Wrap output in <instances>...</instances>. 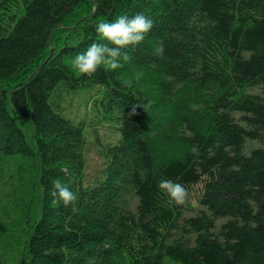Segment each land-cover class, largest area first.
Wrapping results in <instances>:
<instances>
[{
    "label": "trees",
    "instance_id": "16d2710c",
    "mask_svg": "<svg viewBox=\"0 0 264 264\" xmlns=\"http://www.w3.org/2000/svg\"><path fill=\"white\" fill-rule=\"evenodd\" d=\"M0 264H264V0H0Z\"/></svg>",
    "mask_w": 264,
    "mask_h": 264
},
{
    "label": "rangeland",
    "instance_id": "374dc122",
    "mask_svg": "<svg viewBox=\"0 0 264 264\" xmlns=\"http://www.w3.org/2000/svg\"><path fill=\"white\" fill-rule=\"evenodd\" d=\"M71 108H72L71 111L75 112V110L77 108V104L74 102L71 105ZM105 126H108V125H105ZM102 127L99 128L97 134H95L93 132L92 128H90L91 131L89 129H87V133H86V138L88 140V146H89V144L91 146V153H89L87 155V164H88L87 172L91 178H93L95 176L96 171L100 168V165L102 163V159L98 153V148H101L102 146H105L106 144H108L109 141H112L110 139L111 130L109 132L107 130L108 127H104V126H102ZM116 134H117L116 135V138H117L116 143H117V142H119L120 137H119V133H116ZM256 145H257L256 147H261V145H259V144H256Z\"/></svg>",
    "mask_w": 264,
    "mask_h": 264
}]
</instances>
